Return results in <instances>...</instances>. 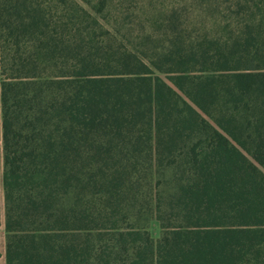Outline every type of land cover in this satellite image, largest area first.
Listing matches in <instances>:
<instances>
[{
  "label": "trees",
  "instance_id": "obj_1",
  "mask_svg": "<svg viewBox=\"0 0 264 264\" xmlns=\"http://www.w3.org/2000/svg\"><path fill=\"white\" fill-rule=\"evenodd\" d=\"M81 1L0 0L7 264H264V0Z\"/></svg>",
  "mask_w": 264,
  "mask_h": 264
},
{
  "label": "rangeland",
  "instance_id": "obj_2",
  "mask_svg": "<svg viewBox=\"0 0 264 264\" xmlns=\"http://www.w3.org/2000/svg\"><path fill=\"white\" fill-rule=\"evenodd\" d=\"M82 2L81 0H78ZM195 0H155V4L159 7L161 10L165 11H170L173 7H178L184 12L186 11L187 7H189V4H191ZM122 4V5H121ZM115 6L117 9H120L124 11L125 13H130L132 16V19L134 20L133 23L134 25L128 26L129 30H135L134 35L137 37L141 31H140V26H141V21L139 22L140 19L145 20V15L142 16V18L138 19V17H141V13L143 11H140V8L133 3V0H115ZM188 10V9H187ZM189 14L191 13L190 10ZM208 16H205V14H202V16H199L195 18L197 22L200 21V23L196 26L198 30L206 27V28H211L213 23L209 20H207ZM215 30V29H213ZM125 34H129V32L124 31ZM132 33V32H131ZM0 114H1V81H0ZM3 168H0V186L1 182L3 179ZM3 186V185H2ZM4 188V187H3ZM0 202L2 205V218L4 219L5 222V205H4V190H3V195L0 196ZM149 231L151 232L152 236L155 239H159L162 235V228L161 224L156 221V220H151L149 223Z\"/></svg>",
  "mask_w": 264,
  "mask_h": 264
},
{
  "label": "crops",
  "instance_id": "obj_3",
  "mask_svg": "<svg viewBox=\"0 0 264 264\" xmlns=\"http://www.w3.org/2000/svg\"><path fill=\"white\" fill-rule=\"evenodd\" d=\"M0 168L4 170V153H3V127H2V105L0 114ZM3 179L0 186V196L3 195ZM2 206V205H1ZM0 264H7L6 261V230L5 222L2 220V225L0 227Z\"/></svg>",
  "mask_w": 264,
  "mask_h": 264
}]
</instances>
